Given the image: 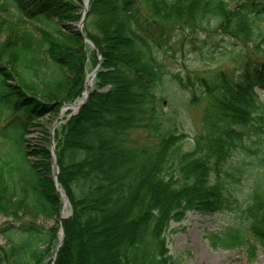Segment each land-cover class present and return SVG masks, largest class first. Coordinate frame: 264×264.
I'll return each instance as SVG.
<instances>
[{"label": "trees", "instance_id": "16d2710c", "mask_svg": "<svg viewBox=\"0 0 264 264\" xmlns=\"http://www.w3.org/2000/svg\"><path fill=\"white\" fill-rule=\"evenodd\" d=\"M83 13L0 0V264H181L171 225L235 209L211 247L264 253V0H89L81 34ZM207 51L232 65L174 68ZM98 65L52 134L40 120L81 99Z\"/></svg>", "mask_w": 264, "mask_h": 264}, {"label": "rangeland", "instance_id": "374dc122", "mask_svg": "<svg viewBox=\"0 0 264 264\" xmlns=\"http://www.w3.org/2000/svg\"><path fill=\"white\" fill-rule=\"evenodd\" d=\"M229 50L232 51L233 48L229 47ZM231 65L230 55L223 56L217 51H207L203 56L190 53L186 54L184 58H179L178 65L174 68L184 71H207L220 67L225 68ZM94 70L91 66H89L87 76L91 75ZM92 88L93 86L91 89ZM260 96L264 101V91L260 92ZM62 110L54 119L50 120V118L47 117L44 120H40V123L51 129L52 134L54 129L63 123L65 116L68 113L72 112V114H74L77 112V109L74 108L66 111ZM201 111V109L196 111L192 110V112L188 114L187 119L184 121V131L186 134L190 135L191 138L202 129L200 124ZM37 137L38 133L36 130L32 129L27 136L28 143L36 142ZM242 196L244 195L242 194ZM60 214H62L63 217L70 215V207L68 203L63 205ZM237 216L238 209L228 213L211 216L189 213L181 223L172 224L168 231L167 243L170 254L173 257L178 258L181 261V264H264V253L259 246L253 259H251L248 255L246 248L235 250H215L211 247L208 239L206 238L207 235L211 233L219 234L226 232L228 227L236 221ZM2 222H4V218L0 217V223Z\"/></svg>", "mask_w": 264, "mask_h": 264}, {"label": "water", "instance_id": "95a60500", "mask_svg": "<svg viewBox=\"0 0 264 264\" xmlns=\"http://www.w3.org/2000/svg\"><path fill=\"white\" fill-rule=\"evenodd\" d=\"M88 5H89V0H83L84 13H83L82 19H81V21L79 22V25H78V30L80 31L81 34H82V28L84 27V23H85V20L87 18V14H88ZM85 39H86L87 43H89L90 45H92V47H94L96 49L95 45L89 39H87V38H85ZM98 57H99V60H100V55L99 54H98ZM99 69H100V66L98 65L96 67V69L92 72V74L89 75V76H91L94 79L96 77V74L99 71ZM89 76L87 77V80H88ZM87 80H86V83H85V90H86ZM89 94H90V91H88V93L86 95L83 94V98L82 99H79V100H77L76 102H74L72 104L66 105L63 108L62 111H66V110L72 109L76 105H78V108H77V111H78V109L80 107H82L87 102ZM51 143H52V145H51V154H52V157L54 158V160H56V152H55V145H54L53 138H51ZM58 174H59V172H58V168H57V165H56L55 173H54L53 176L50 177L54 181L56 188L60 187V184L57 181ZM63 202H64V204L68 203V199H67V197L65 195H63ZM65 218L66 217H63L62 214H60L59 222L61 223ZM63 240H64V232H63V230L61 228L60 229L59 247L61 246Z\"/></svg>", "mask_w": 264, "mask_h": 264}, {"label": "bare ground", "instance_id": "6f19581e", "mask_svg": "<svg viewBox=\"0 0 264 264\" xmlns=\"http://www.w3.org/2000/svg\"><path fill=\"white\" fill-rule=\"evenodd\" d=\"M94 82V79L89 76L88 80H87V84H86V90H85V95L88 93V91L91 89V87L93 86V83ZM74 109H77L78 108V105L74 106L73 107Z\"/></svg>", "mask_w": 264, "mask_h": 264}]
</instances>
